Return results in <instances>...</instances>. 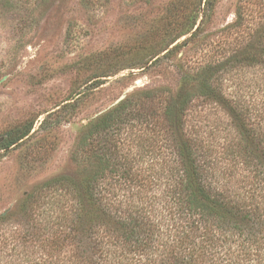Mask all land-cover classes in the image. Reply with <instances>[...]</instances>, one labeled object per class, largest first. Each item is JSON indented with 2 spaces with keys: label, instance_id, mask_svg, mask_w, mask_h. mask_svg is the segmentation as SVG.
<instances>
[{
  "label": "trees",
  "instance_id": "16d2710c",
  "mask_svg": "<svg viewBox=\"0 0 264 264\" xmlns=\"http://www.w3.org/2000/svg\"><path fill=\"white\" fill-rule=\"evenodd\" d=\"M215 1L201 11L193 2L157 48L143 46L140 68L173 59L186 68L177 86L135 89L88 120L75 151L81 169L20 201L22 263L264 264V93L250 103L224 86L230 69L264 71V27L218 59L185 66L178 57L200 41ZM30 131L5 132L0 149Z\"/></svg>",
  "mask_w": 264,
  "mask_h": 264
},
{
  "label": "rangeland",
  "instance_id": "374dc122",
  "mask_svg": "<svg viewBox=\"0 0 264 264\" xmlns=\"http://www.w3.org/2000/svg\"><path fill=\"white\" fill-rule=\"evenodd\" d=\"M193 2L203 10L205 0H0V140L31 126L22 140L0 149V216L14 214L0 225V264H24L28 254L20 241L25 215L15 213L23 197L52 176L81 169L75 158L80 127L134 84L177 86L186 71L177 59L144 68L140 60L143 46L157 48L163 29ZM239 14L241 27L226 30ZM257 26L264 27V0H216L200 41L178 57L185 66L218 59L242 46ZM224 86L257 103L264 71L230 69ZM67 103L74 106L63 109Z\"/></svg>",
  "mask_w": 264,
  "mask_h": 264
},
{
  "label": "water",
  "instance_id": "95a60500",
  "mask_svg": "<svg viewBox=\"0 0 264 264\" xmlns=\"http://www.w3.org/2000/svg\"><path fill=\"white\" fill-rule=\"evenodd\" d=\"M138 85L134 84L133 86H131L130 88H128L124 93H122L111 105H109L107 108H105L104 110L100 111L98 113V115L106 112L107 110H109L110 108L114 107L115 105H117L118 103H120L122 100H124L127 96V93L134 90L135 88H137ZM96 115V116H98Z\"/></svg>",
  "mask_w": 264,
  "mask_h": 264
}]
</instances>
